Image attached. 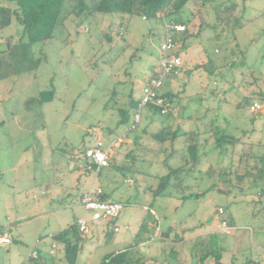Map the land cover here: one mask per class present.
Returning a JSON list of instances; mask_svg holds the SVG:
<instances>
[{"label": "rangeland", "instance_id": "1", "mask_svg": "<svg viewBox=\"0 0 264 264\" xmlns=\"http://www.w3.org/2000/svg\"><path fill=\"white\" fill-rule=\"evenodd\" d=\"M96 1H90L91 7ZM236 2L245 25L220 38L214 37L211 30L195 38L184 54L189 64L165 86L166 91L178 94L170 106L171 116H162L145 107L142 122L135 131H129L137 112L133 105L140 102L144 85L159 67L164 37L162 22L133 15L121 39L117 18L95 15L77 27L75 17L71 16L56 31L54 41L32 46L35 59L44 58L37 69L0 81V234L8 232L12 238L10 244L0 243V264H32L27 257L33 250L40 251L46 262H50L51 236L85 215L81 198L91 187L94 174L85 170L82 151L101 137L106 147L114 138L121 137V145L114 149L113 155L124 159L135 148L136 134L144 129L152 132L165 126L177 127L181 132H206L212 124L240 138L241 147L256 145L255 153L264 160V101L259 102L262 109L253 113L246 99L253 91L264 90V0ZM1 5L10 6L4 2ZM188 11L189 6L185 9ZM4 26L0 29V44L7 50L6 41L17 43L23 27L15 18ZM105 34H111L112 40L105 38ZM233 50L246 51V65L232 67ZM208 61L217 67L213 74L197 67ZM48 90L54 91L53 99L41 102V92ZM122 119L124 122L120 123ZM125 130L129 131L128 137H123ZM205 139L211 150L212 136L201 137V141ZM163 158L139 162L140 172L131 178L136 184L127 182L129 177L124 179L118 175V182L111 186L128 198L118 199L125 208L117 222L123 228L129 224L131 230L116 233L110 226L111 235L106 238L105 224L92 226L83 241L77 264H101L107 254L132 244V233L141 220L140 215L143 217L141 213L152 235L154 220L143 210L145 204L151 203L164 226L199 227L184 236L177 229L189 241L184 243L185 264H195L196 248L201 242L211 240L215 247L223 249L224 263L262 261L264 189L251 179L239 187L234 179L230 187L218 182L221 189L228 190L225 193L210 188L216 180L204 172L222 163L218 150L212 149L199 166L204 173L202 180L198 179V186L190 188L196 192L208 190L204 195L187 201L180 199L178 192L155 198L147 190L153 180L144 181L147 177L144 173H165ZM199 174L197 171L195 176L198 178ZM102 180L103 176L97 185ZM220 208L225 214L219 217L215 213ZM212 217L214 221L210 222ZM219 218H225L232 225V235L219 230ZM121 238L126 243L115 244ZM150 239L145 232L139 239L140 246L150 250L156 246L153 253H160L157 247L161 240ZM213 263L210 260L209 264ZM54 264L60 262L56 260Z\"/></svg>", "mask_w": 264, "mask_h": 264}, {"label": "trees", "instance_id": "2", "mask_svg": "<svg viewBox=\"0 0 264 264\" xmlns=\"http://www.w3.org/2000/svg\"><path fill=\"white\" fill-rule=\"evenodd\" d=\"M90 1L95 0H0V29H4V25H10L11 18H15L23 27L21 39L17 43L6 41L8 49L0 51V81L30 69H37L44 58L35 59L32 46L39 42L54 41L57 38L56 31L65 26L71 16L75 17L74 21L77 27L84 25L91 20L90 17L95 15L117 18L121 39L125 37L128 20L133 15H139L143 20L162 22L163 25L164 21L183 25L185 31L174 34L178 46L177 54L182 56L192 47L193 40L201 37L205 30H211L215 34L214 37L220 38L226 33H235L245 25L236 0H97L92 7ZM1 2L8 3L10 6L1 5ZM188 6L189 11L185 12ZM111 37V34H105V38L109 41L112 40ZM236 51H232L233 68L238 65H246V51L239 50L237 53ZM198 68L208 74H213L217 70L212 61L200 64ZM154 77H156V71L152 78ZM163 90V96L170 100L171 105L174 104L178 94L165 91V86ZM53 97V90L43 91L40 94L41 102L50 101ZM246 99L249 108L257 100L263 102L264 90L258 93L253 91ZM139 103L136 102L133 106L138 107ZM149 108L159 113L157 108L153 106ZM171 114L172 108L169 109L167 116H171ZM121 122L124 120H120ZM124 133L127 137L129 136V131L125 130ZM204 135H208L209 138L212 136V149L218 150L222 158L221 166L217 168L211 166L204 172L210 179L216 180L210 188L215 187L225 193L228 190L221 189L218 182H225L227 187H230L234 183L232 182L234 179L235 185L239 187L246 179H251L264 189V160L255 153L256 145L251 144L247 148L241 147L240 138L229 135L221 127L212 124H210V131L206 132L199 130L181 132L177 127L165 126L161 127L159 131L149 132L144 129L142 133L136 134L133 139L135 148L129 150L124 159L113 155L109 167L103 168L99 172L98 179L103 176L101 187L109 189L113 182H118V175L124 179L127 177L131 179L136 172H140L139 162L142 163L150 159L152 162H156L157 159L164 157L161 163L165 173L159 175L142 171L147 176L144 181H149V178L153 180L151 184L147 185L148 192L153 193L155 198L172 196L176 192L183 201L200 198L208 190L202 192L193 190V192L190 191V188L198 186V179L202 180L204 173L199 170V166L203 158L208 157L212 150H208L209 141L207 139L201 141V137ZM91 146L84 147L83 157L85 151ZM227 159L229 163L225 164ZM84 162L85 170L91 174L94 173L96 166L93 165V169L88 170L89 163L86 159ZM197 171L200 173L198 178L195 176ZM136 183L137 181L133 179V184ZM115 190L104 191L101 200L113 201L111 198ZM147 206L155 209L154 203ZM117 220L118 218L105 223L106 238L111 235L110 226L115 229ZM221 220L226 219L221 218ZM145 221L143 231L151 236ZM229 225L232 227L230 223ZM161 226V238H157L161 240L160 247H157V250L160 248V253L157 251L153 253L156 246L153 247L154 250L140 246V238H138L123 250L107 254L101 264H185L183 260V255L186 253L184 245L189 241L183 239L182 236L188 232H194L199 227L178 228L173 225L164 226L163 222ZM177 229L181 230L182 236L178 234ZM51 239L57 243L58 248L54 255H50V262H46V257L40 255L37 260L32 261V264H54L56 260L60 264L78 263L79 254L83 249V241L86 239V236L79 230L78 220L67 229L52 235ZM194 243L195 241H193ZM213 244L214 242L211 240L210 243L203 241L198 247L196 246L195 264H209L210 260L214 261L213 264H227L222 259L223 249L218 245L215 247ZM246 264H264V258L262 261L249 260Z\"/></svg>", "mask_w": 264, "mask_h": 264}, {"label": "built area", "instance_id": "3", "mask_svg": "<svg viewBox=\"0 0 264 264\" xmlns=\"http://www.w3.org/2000/svg\"><path fill=\"white\" fill-rule=\"evenodd\" d=\"M145 19V18H144ZM164 37L160 45V64L156 71V77L146 82L142 89V98L137 107L135 114V121L129 128V131H134L142 122V111L145 107H155L159 113L164 116L167 115L171 106L170 100L163 96L164 86L166 82L174 77H178L184 69V56L177 54V43L174 38L175 33L185 31V26L180 24L170 23L164 21ZM262 109V105L259 102H255L250 107V111L255 113ZM126 135H123L125 137ZM122 138H114L108 147H106L102 138H99L90 148L84 153V159L89 163L88 170L93 169V165L96 166L94 171L93 183L88 188L81 198V202L85 209V215L78 220V226L80 232L87 236L90 234L91 226H101L109 220L119 218L124 210V204L118 201H104L101 200L104 194V189L97 185L99 182L98 175L103 168H107L110 165V160L114 154V149L121 145ZM127 182L133 184L132 179H128ZM34 198H37L35 196ZM143 210L149 213L154 220V232L151 235L150 240L157 239L162 231L160 217L157 211L149 206H144ZM218 216L224 214V209L220 208L217 212ZM220 219V218H219ZM129 229L128 226L125 227ZM115 232H120V227H115ZM219 230L225 235H232L234 228L231 227L226 220H219ZM12 242L11 235L8 232L0 234L1 244H10ZM58 248L57 243L53 242L49 254L54 255ZM40 257V252L33 250L29 253L27 261L32 262Z\"/></svg>", "mask_w": 264, "mask_h": 264}, {"label": "crops", "instance_id": "4", "mask_svg": "<svg viewBox=\"0 0 264 264\" xmlns=\"http://www.w3.org/2000/svg\"><path fill=\"white\" fill-rule=\"evenodd\" d=\"M188 53V52H187ZM184 61H185V64H184V68H185V65L186 64H189V59H184ZM199 65H197V67H198ZM158 70V68L155 70V71H157ZM166 84H167V82H166ZM166 84H165V86H166ZM166 91V90H165ZM102 138V137H101ZM101 186V185H100ZM110 187H112L111 185H110ZM109 187V189H104V191L106 192V191H108V190H112V189H115L114 187H112V188H110ZM117 190V189H116ZM115 190V193L113 194V196H112V200L113 201H119L118 199H121L123 196L127 199L128 198V196H126L125 194H122L119 190H117L116 191ZM122 199H124V198H122ZM148 204H145V206H147ZM125 208V207H124ZM142 214V216L143 217H141V215H140V218H141V220H139L137 223H136V227H135V230H134V232L132 233V235H133V240H135V239H138V238H142V235L145 233L144 231H143V223H144V221H145V217H144V214L143 213H141ZM133 216H136V214H132ZM120 217V216H119ZM147 220V219H146ZM162 220V219H161ZM160 220V221H161ZM214 221V220H213ZM146 222H148V221H145V223ZM161 223H162V221H161ZM126 226H128L129 227V229L127 230V231H130L131 230V226L129 225V224H126V225H124V228L121 226V225H119L118 224V222L116 223V227H120V229H121V231L120 232H122V229H124V230H126L125 229V227ZM92 227V226H91ZM119 232V233H120ZM88 236L89 235H87L86 236V238H88ZM44 240H46V239H44ZM43 241V240H42ZM42 241H39V243H41ZM119 242V243H118ZM118 242H116L115 244H125L126 243V240L124 239V238H121V239H119V241ZM40 252V251H39ZM40 255H42L41 253H40ZM50 256V255H49Z\"/></svg>", "mask_w": 264, "mask_h": 264}, {"label": "water", "instance_id": "5", "mask_svg": "<svg viewBox=\"0 0 264 264\" xmlns=\"http://www.w3.org/2000/svg\"><path fill=\"white\" fill-rule=\"evenodd\" d=\"M6 46L5 45H0V51L5 50ZM215 215H217V212L215 213ZM214 215V216H215ZM214 220V217H212V219L210 220V222H212Z\"/></svg>", "mask_w": 264, "mask_h": 264}]
</instances>
